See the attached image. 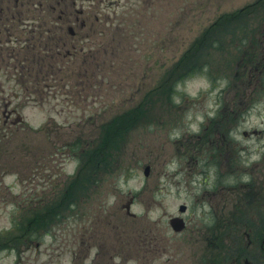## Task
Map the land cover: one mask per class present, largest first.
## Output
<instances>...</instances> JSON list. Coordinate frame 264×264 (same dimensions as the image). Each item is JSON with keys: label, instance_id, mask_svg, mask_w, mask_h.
<instances>
[{"label": "rangeland", "instance_id": "rangeland-1", "mask_svg": "<svg viewBox=\"0 0 264 264\" xmlns=\"http://www.w3.org/2000/svg\"><path fill=\"white\" fill-rule=\"evenodd\" d=\"M81 1L91 12L81 45L98 53L89 82L70 74L73 59L69 80L56 75L40 86L42 93L32 80H7L0 70L1 96L24 119L9 128L0 119V232L14 220L27 224L34 208L38 214L42 205L50 208L41 239L29 248L23 244L19 255L10 247L27 241L28 226L0 240L7 244L0 264H204L206 208L218 211L213 223L231 211L236 223L241 208H249L238 193L264 194V1L252 14L246 9L239 23H230L229 14L256 0H77L76 7ZM216 20L217 40L226 46L207 45L198 58L211 76L179 79L184 66L178 58ZM260 53L263 67L248 78L245 68L253 60L247 55L257 54L256 61ZM162 79L166 83L157 88ZM154 89L141 115L106 131L108 140L124 134L109 149L112 159L91 172L85 163L70 188L69 173L78 162L63 143L77 136L95 142L112 117ZM180 204L187 206V228L175 233L169 218L180 215ZM263 206L262 198L254 205ZM245 241L242 235L240 243ZM245 252L242 264L245 258L264 263L258 246Z\"/></svg>", "mask_w": 264, "mask_h": 264}, {"label": "flooded vegetation", "instance_id": "flooded-vegetation-1", "mask_svg": "<svg viewBox=\"0 0 264 264\" xmlns=\"http://www.w3.org/2000/svg\"><path fill=\"white\" fill-rule=\"evenodd\" d=\"M76 5L77 0H53L48 6L52 11L59 7L61 12L54 22H52L50 14L34 15L33 30L0 32V70L4 69L5 74L9 77L7 79L15 77V79L20 78L25 82L32 80L31 87L34 90L35 86L36 91L39 92L38 88L49 85L48 81L56 75H59L60 80L68 81L69 76L66 75V72L69 66L73 65L70 62L73 59L74 70L76 71L71 72L75 77L86 82L87 67L84 62L86 53L84 52L83 58L81 53L85 50V47L81 43L87 37L85 30L88 24V15L82 1L79 3V7H76ZM77 29L79 30L77 31ZM81 83H75L74 85H81ZM3 98L4 96L0 98L2 102L0 104V119H2L4 127L9 128L16 125L12 119L13 115L20 119L21 117L12 102L10 100L4 101ZM261 197L264 198V194ZM206 209V220L208 222H204L202 227H205L206 230L207 248L214 246L216 239H230L236 236L240 239L242 235L246 239L248 247H264V209H246V211L252 212V215L250 213H247V215L255 221V224L250 222L251 219L247 223V218L244 219L245 216H241L248 225L226 222L224 226H228L229 229L224 232L217 231L218 227L216 223H213L217 215L216 210L210 207ZM220 216L221 219L225 217L224 215ZM230 225L234 226L233 234ZM202 227L196 225L195 230L199 231ZM212 254L213 252H208V256ZM207 264L210 263L207 262Z\"/></svg>", "mask_w": 264, "mask_h": 264}, {"label": "trees", "instance_id": "trees-1", "mask_svg": "<svg viewBox=\"0 0 264 264\" xmlns=\"http://www.w3.org/2000/svg\"><path fill=\"white\" fill-rule=\"evenodd\" d=\"M0 1H2V0H0ZM262 1H264V0H258L257 2H255L251 5H247V7L242 8L241 10H239L237 12H233V13L229 14V22L230 23H239L241 21V14L245 13L246 9H248L249 7L252 8L250 11L245 13L247 15L252 14L253 12L256 11L257 7L261 6ZM218 22H219V20H216L212 25H210V27L204 31L202 36L200 35L196 40H194L193 43L190 45L189 49L181 56V58L177 62V65L178 66H184L180 75L183 72H185V73H183L182 77H180V75H179V79L184 80L185 78H188L189 76L191 77L196 73L206 74L208 77L211 76L210 69L207 67V63L203 62V61H199L198 58L200 57L199 54L202 53L201 50L203 48H205L207 45L213 44V47L215 45H218V48H223L226 46V44L221 42V40H217L218 39L217 38V36H218L217 31L219 29H221V25H219ZM210 39H211L210 43L206 44L207 42H209ZM242 40H246V38L243 37ZM203 44H206V45L202 46ZM241 44H243L242 41H241ZM190 50L195 51V53H193L192 55L189 56L187 54ZM253 50L255 51V48H253ZM248 56H250L253 60V64L249 68L250 75H252L255 73V71H257L259 69V66L257 65V63H255V57L257 56V54L247 55V57ZM185 68H187V69H185ZM256 68H258V69L256 70ZM247 70H248V68L246 69V74H247ZM177 79H178V76H177ZM123 120H125V118H123V117L116 118L115 120H113L108 125V128H106V131L108 132L109 130L112 131L116 128L118 129V126L120 124H123V123H121ZM125 128H129V127L125 126L124 131H125ZM106 131H105L104 138H102L103 147L101 149H93L91 151L92 155L95 158L90 156L91 160L93 162H92L91 166L88 168L89 172H91V168L94 167L95 164L97 165V163H100V164L102 163L103 165H105L108 163V161H110L112 159L109 149L112 145H115L118 142H120V139H122L120 135H124V134H121V132L117 131L116 137L113 138L112 140H108L106 138ZM96 151L97 152L101 151V152L98 154V153H96ZM95 159H98V160L95 161ZM47 206L48 205H46V204L41 206V209L43 211L41 214L35 213V211H37V209H34V218L28 220L27 224H21L19 226V230L25 229L28 226L30 228V231L33 232L34 240L40 239V237L42 236V232L39 229L43 225L45 219H47V217H49V215H50V208H46ZM4 245H6L5 242L4 243L0 242V247H3ZM15 246H17V245H15ZM13 248H15V247H13ZM15 249H16V251L19 250L18 248H15ZM217 250L218 249L216 248V251ZM218 255H219V257H220L219 259L221 261L226 260L227 257H226V250H225L224 246L220 247V251L218 252Z\"/></svg>", "mask_w": 264, "mask_h": 264}, {"label": "water", "instance_id": "water-1", "mask_svg": "<svg viewBox=\"0 0 264 264\" xmlns=\"http://www.w3.org/2000/svg\"><path fill=\"white\" fill-rule=\"evenodd\" d=\"M145 174L147 175L148 173H149V166H146V168H145ZM128 206V205H127ZM185 209V206L184 205H182V206H180V210L181 211H183ZM170 223L172 224V226L174 227V229H176V230H180L182 227H183V222H182V220L181 219H179V218H172L171 220H170Z\"/></svg>", "mask_w": 264, "mask_h": 264}]
</instances>
